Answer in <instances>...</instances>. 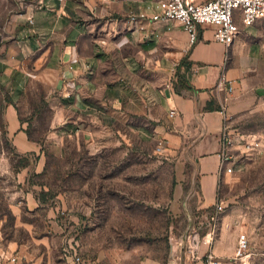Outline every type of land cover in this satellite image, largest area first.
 <instances>
[{"label":"rangeland","instance_id":"rangeland-1","mask_svg":"<svg viewBox=\"0 0 264 264\" xmlns=\"http://www.w3.org/2000/svg\"><path fill=\"white\" fill-rule=\"evenodd\" d=\"M115 1L0 0V246L26 243L28 264H169L191 215L218 213L216 235L246 234L247 264H264V112L233 125L256 144L232 147L217 203L188 205V164L158 149L162 92L185 78L134 41L149 18L125 20L151 11L103 9ZM241 27L264 67V22ZM9 108L35 151H19Z\"/></svg>","mask_w":264,"mask_h":264},{"label":"crops","instance_id":"crops-1","mask_svg":"<svg viewBox=\"0 0 264 264\" xmlns=\"http://www.w3.org/2000/svg\"><path fill=\"white\" fill-rule=\"evenodd\" d=\"M155 1L120 0V3L118 0L111 2L107 9H103L108 13L125 12V9L129 12L146 11ZM189 1L200 4L208 0ZM125 22L129 23L128 19ZM263 22L259 21L256 24ZM140 27L142 31H139L137 26L132 30H135L134 41L142 39V42L146 39V46L158 52L154 57L157 58L159 67H165L167 61H177L186 86H189L180 91L167 86L162 92L159 113L161 125L158 126L159 136L165 143L162 150L166 149L178 156L189 166L187 179L189 193L186 196V203L193 205L197 210L213 207L218 200L219 186L227 177L225 164L221 158L223 114L220 110L224 108L232 126L246 112H264L262 97L264 93L259 92L260 89L264 91L261 54L258 56L250 54L249 34H245L243 30L228 49L215 39V28L211 25L199 28L198 39L194 44L190 43L189 34L178 22L147 20ZM243 35H247L245 42ZM234 51L239 52L238 57L234 56ZM223 72L232 81L234 91L231 94L216 88ZM65 74L68 77L71 71L68 70ZM255 90L259 97L254 96ZM8 111L9 132L14 135L19 151H35L37 143L22 129L24 126L15 116V110L9 108ZM172 111L175 112L173 116ZM225 231L215 237L211 247L213 254L222 264H228V260L233 259L238 242V238L229 236ZM14 254L19 255L23 264H28L27 261L35 257V253H31L26 243L12 239L8 240L7 245L2 243L0 246V264H5ZM67 264L80 263L68 258Z\"/></svg>","mask_w":264,"mask_h":264},{"label":"built area","instance_id":"built-area-1","mask_svg":"<svg viewBox=\"0 0 264 264\" xmlns=\"http://www.w3.org/2000/svg\"><path fill=\"white\" fill-rule=\"evenodd\" d=\"M151 14H132L128 22L136 25L142 19L149 18L153 22H178L189 34L191 44L198 39L199 28L202 26H214L215 39L224 44L228 49L232 47L239 34L241 25L252 27L259 21H264V0H208L196 4L189 0H156L148 6L147 11ZM216 88L219 91L231 94L234 91L232 81L226 73H222L218 79ZM223 114V159L224 170L231 172L229 160L232 147L237 142L245 140V146L253 150L255 140H247L245 135L237 133L230 124L224 108ZM171 112V116L174 115ZM165 143L160 140L159 148L162 149ZM197 214V213H196ZM199 215H191L190 227L180 236L177 247L174 249L170 264H222L212 252V244L218 228V213L205 216V220H199ZM204 230V231H202ZM251 251L247 235L240 234L232 260L247 264ZM80 262V258L76 257ZM5 264H20L16 255L10 256Z\"/></svg>","mask_w":264,"mask_h":264},{"label":"water","instance_id":"water-1","mask_svg":"<svg viewBox=\"0 0 264 264\" xmlns=\"http://www.w3.org/2000/svg\"><path fill=\"white\" fill-rule=\"evenodd\" d=\"M259 92H261V93H264V91H263V90H261V89L259 90ZM169 264H170V263H169Z\"/></svg>","mask_w":264,"mask_h":264},{"label":"trees","instance_id":"trees-1","mask_svg":"<svg viewBox=\"0 0 264 264\" xmlns=\"http://www.w3.org/2000/svg\"><path fill=\"white\" fill-rule=\"evenodd\" d=\"M185 87L189 88V86H185Z\"/></svg>","mask_w":264,"mask_h":264}]
</instances>
